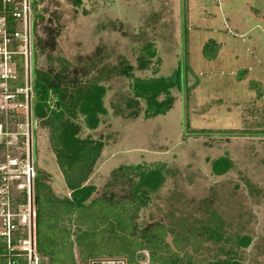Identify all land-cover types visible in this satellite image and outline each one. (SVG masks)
<instances>
[{
  "label": "rangeland",
  "instance_id": "rangeland-1",
  "mask_svg": "<svg viewBox=\"0 0 264 264\" xmlns=\"http://www.w3.org/2000/svg\"><path fill=\"white\" fill-rule=\"evenodd\" d=\"M36 13L43 20H37L32 31L28 75L24 77L20 56L13 54L18 78L12 87L23 86L34 68L45 67L35 42L47 18L60 24L52 55L73 62L99 48L104 63L124 58L133 67L131 76L103 82L104 113L95 128L78 117L80 137L105 140L87 181L96 194L118 165L158 169L162 182L148 192L139 226L155 220L196 225L211 209L231 238L223 242L225 247L235 245L236 237L248 239L236 248L239 263L264 264V0H81L79 5L43 0ZM208 39L217 45L213 58L202 53ZM140 58L147 61L144 69L137 67ZM178 69L182 82L168 89L174 100L166 113L147 115L141 98L137 117L114 113L113 106L133 94L134 79L175 80ZM239 71H244L240 80ZM251 82L259 85V95ZM31 93H26L27 106L14 113L13 104L0 108V121L15 133L0 150V160L24 158L28 147L36 173H43L55 195L69 196L48 144V130L32 115ZM220 158L229 166L217 173L213 164ZM204 199L211 203L208 210L203 209ZM166 239L171 242L170 235ZM217 246L203 241L196 256L210 257ZM139 260L147 264L145 254Z\"/></svg>",
  "mask_w": 264,
  "mask_h": 264
},
{
  "label": "trees",
  "instance_id": "trees-1",
  "mask_svg": "<svg viewBox=\"0 0 264 264\" xmlns=\"http://www.w3.org/2000/svg\"><path fill=\"white\" fill-rule=\"evenodd\" d=\"M35 1L38 4L43 0ZM80 1L71 0L74 5ZM36 19L42 21L43 16L36 13ZM59 33L60 24L47 18L42 35L35 42L37 52L44 55L45 67L32 71V115L48 130L50 150L69 192V196L55 195L43 173L37 171L35 239L45 264H98L106 258L141 264V254L146 255L147 264H240L236 248L245 246L248 239L236 237L235 245L225 247L223 242H230L231 238L225 236L219 215L207 209L211 205L207 199L201 201L203 209L208 210L206 217L196 225L183 221L167 225L159 220L138 225V214L146 205L148 192L162 182L158 169L144 171L139 166L118 165L110 171L99 194L87 184L105 140L101 136L80 137L78 117L83 116L88 128H95L98 115L104 113L103 82L114 76H131L133 67L124 58L116 64L104 63L99 48L88 57H76L73 62L52 55ZM216 46L215 41L208 39L202 46L203 55L213 58ZM146 64L140 58L137 67L144 69ZM243 72H238V80ZM180 73L178 69L175 80L134 79L133 94L126 96L121 106L114 105V113L124 118L137 117L140 98L145 101L147 115L166 113L174 100L168 89L175 83L181 84ZM250 85L259 95V85L255 82ZM160 94L165 97L158 100ZM228 166L229 162L220 158L214 162L213 170L218 173ZM168 235L171 242L166 239ZM203 241L218 245L210 257L196 256Z\"/></svg>",
  "mask_w": 264,
  "mask_h": 264
},
{
  "label": "built area",
  "instance_id": "built-area-1",
  "mask_svg": "<svg viewBox=\"0 0 264 264\" xmlns=\"http://www.w3.org/2000/svg\"><path fill=\"white\" fill-rule=\"evenodd\" d=\"M37 5L35 0H0V108L10 109L13 104L11 113L27 106L26 93L32 91V74L19 88L10 84L18 78L13 54L20 56L17 59L24 62V77L28 75L26 66L32 52ZM14 136L15 133L0 121V150L9 142L8 138ZM32 158L27 147L24 158L10 162L0 160V264H38L41 261L45 264V258L36 248L37 173ZM98 264L125 263L122 259L106 258Z\"/></svg>",
  "mask_w": 264,
  "mask_h": 264
}]
</instances>
